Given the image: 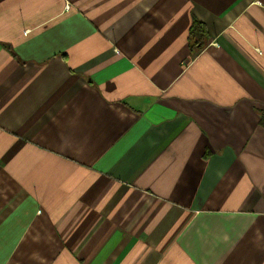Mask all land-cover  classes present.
I'll list each match as a JSON object with an SVG mask.
<instances>
[{
	"label": "crops",
	"instance_id": "obj_1",
	"mask_svg": "<svg viewBox=\"0 0 264 264\" xmlns=\"http://www.w3.org/2000/svg\"><path fill=\"white\" fill-rule=\"evenodd\" d=\"M262 112L264 0H0V264H264Z\"/></svg>",
	"mask_w": 264,
	"mask_h": 264
},
{
	"label": "trees",
	"instance_id": "obj_2",
	"mask_svg": "<svg viewBox=\"0 0 264 264\" xmlns=\"http://www.w3.org/2000/svg\"><path fill=\"white\" fill-rule=\"evenodd\" d=\"M191 24L192 25L190 27L189 36L188 37H191V38L195 39L196 36L201 33L202 26H201L200 23H197L196 21L192 22ZM259 124H261V126H264V112H262L260 114V123Z\"/></svg>",
	"mask_w": 264,
	"mask_h": 264
}]
</instances>
